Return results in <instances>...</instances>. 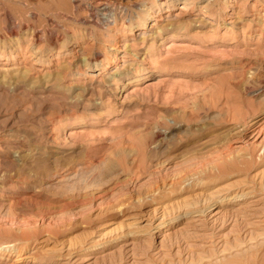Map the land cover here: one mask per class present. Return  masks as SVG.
Segmentation results:
<instances>
[{
    "label": "rangeland",
    "instance_id": "rangeland-1",
    "mask_svg": "<svg viewBox=\"0 0 264 264\" xmlns=\"http://www.w3.org/2000/svg\"><path fill=\"white\" fill-rule=\"evenodd\" d=\"M185 1L0 0V51L10 33L23 38L0 74L14 65L38 79L65 66L57 83L73 105L131 62L151 75L111 89L88 120L66 118L63 98L32 104L6 91L0 189L23 187L29 210L0 194V264H264V0H194L184 12ZM175 23L179 38L140 53L152 24ZM55 34L66 42L42 66L30 51H49ZM48 116L53 158L3 154L6 138L30 139Z\"/></svg>",
    "mask_w": 264,
    "mask_h": 264
},
{
    "label": "bare ground",
    "instance_id": "bare-ground-1",
    "mask_svg": "<svg viewBox=\"0 0 264 264\" xmlns=\"http://www.w3.org/2000/svg\"><path fill=\"white\" fill-rule=\"evenodd\" d=\"M193 1L194 0H186L185 4L181 6V10L184 11V12L189 11L187 7H189L190 5H194ZM169 2H165L164 3L162 1L161 4L159 5V10L162 11L163 8H165V6L167 4H169ZM101 6L103 7V10H101V11H103L105 14H108L110 6L108 4H106V3L105 4H101ZM168 8H170V7L168 6ZM152 9H153L152 7H151L150 10L146 9L145 12H147V13L149 12L150 19L153 21L156 18L155 17L156 13L155 12H151ZM203 10H210V4H208L207 6H204ZM177 16H180V15H177ZM182 16H184V15H182ZM179 18H181V17H179ZM192 23H194V22H192ZM179 24H182V23H179ZM187 25H189V24H187ZM143 26H145V24H143ZM202 26H205V25H202ZM177 27H178L177 23L171 24V25H168V26H165V27L152 24L151 30H154V33H153V35L152 34H143L142 35L141 39H142L143 45L145 46V49H144V52L141 51L140 53H142L143 55L144 54L147 55L149 53L151 54V52L156 47V45L161 40H163V39H165L167 37L168 38L170 37L172 40L179 38L178 36H180V35H178L179 33H177V31H176ZM189 27H190V25H189ZM138 28L143 30V28H141L139 26H138ZM32 30H33V32H32V36H33L34 35V29L32 28ZM24 31L26 32L25 33L26 35H28L29 32H30V30L27 29V27L26 28H22L21 27V34ZM132 31H134V30H132ZM137 31H139V30L137 29ZM16 33H17V31L15 33H10L8 35V39L10 40V51L8 53L4 52L7 49H4L3 52L0 51V60H8V61L9 60H11V61L13 60L12 62H14V60H16V57H18L19 54H21L20 47H21L23 38H22L21 35L16 34ZM59 35H61V34L53 35L52 38L50 39V41H48V43L51 45V49L49 51L48 50L47 51L43 50L42 49L43 46L41 45V47L38 50L32 49L30 51L31 57L33 56L38 61V63L42 64V66H47V64L50 62L51 57L53 56V55H51L52 50H54L60 44L61 41L66 42V36H65V38H64V36H63V38H60ZM35 37H36V34L33 36V38H35ZM31 41H33V40H31ZM35 41H36V39H35ZM35 41H33V43H35ZM33 43H31V44H33ZM171 44L172 45L168 48V50H170L171 48H173V46L176 45L175 42H171ZM174 48H176V47H174ZM58 56H60V52L58 53ZM139 56H140V54H139ZM98 62L99 61L97 60L96 63H98ZM89 64L90 63H88L85 66L86 67H90L91 64L90 65ZM133 66H135V67H133ZM126 68H127V70H125V71H122V72L117 73V74H111L112 76H115V77L110 78L111 80L108 81V87L104 86L105 89L103 90V88H102L100 90L101 92L98 90L100 92V93H98V95L96 94L95 90L93 89L94 87L93 88H91V87L89 88L88 87L87 89L83 90L82 95H81L82 98L80 100H78L77 103H75L73 105L71 103V101H70L69 93L65 92V89H62V87L59 85V83H60L59 81H61V79H62L61 69H62V71L65 70L66 69L65 66H63L60 69V73L58 72L56 74H53V73L52 74H47V75L42 76V77H40L38 79H36V78L33 79V78H31V73H29L28 71L20 69L19 67L13 65V67L4 68V70H2V72H1L2 74H0V101L2 102V99L6 95V91H10V90L13 92V93H11V95L14 94L15 96H17V98L14 96V99H19L20 100L21 96H23V98H25L27 96L32 104H45L47 99L53 98V97H56V98L58 97L57 99L63 98V100L65 102L64 103V107L62 108V110L64 109V111L62 113L58 109L60 111V112L58 111L59 112L58 116L62 113L65 116H67L66 118H68L69 120H77V119L80 120L82 118L88 120L92 116L100 117L101 113L104 110L107 109V105H106L107 101L105 102V100L109 101V98H108L107 95L110 93L111 89L113 90L115 88L114 91H116L117 87L119 85L127 87V86H130L132 84H137V83H140V82L142 83V81L146 80L147 78H149L151 76V75L149 76L150 72L144 71L141 68L140 65H135L133 62L128 64L126 66ZM95 69L96 70H94V72L98 71L97 70L98 69V65H96ZM69 71H70V69H69ZM66 72H68V71H66ZM57 82H59V83H57ZM160 82H164V81H160ZM106 84H107V82H106ZM42 85H44L45 87L43 88ZM100 85L101 84H99V86ZM97 87H96V90L98 89ZM7 93H9V92H7ZM97 96L99 98L98 100H100L99 103H96L98 101H95ZM12 97H13V95H12ZM14 99L12 98V100H14ZM4 100H5V98H4ZM11 103H13V101ZM52 108H53V106H52ZM45 109H48V107H46V105H45ZM43 112H45V110ZM49 115L51 117V113H49ZM52 115H53V113H52ZM48 118H49V116L47 118H44V119L41 120V122H43L42 124L44 125L43 128L41 129V127H39L40 129L35 130V131L33 130L34 132L30 135V137H31L30 139L26 138V140H25V138H20L21 136L20 137H14V138H10V137L6 138L4 142H7L10 146L3 148V150L5 149L3 154H13L16 158L19 159V157L21 158L22 155L25 156V154H27V153L30 154L31 153L30 155H32V159H33V162H31L32 164L35 163V162L38 163L41 160L45 159L46 158L45 155H49L50 157L48 156V158H53L52 157L53 154H57V153L56 152H52L50 150L47 151L43 147V146H47L52 141L54 142V140H55L53 135H51L52 131H49V126L53 122V120L51 122V121H49L50 119H48ZM63 119H64V117H63ZM65 121H67V120H65ZM1 142H3V141L1 140ZM30 144L32 146H29ZM11 146H13V147H11ZM29 147H32V149H30ZM27 156H29V155H27ZM249 163H251V162H249ZM8 172L9 171L5 170V173H8ZM0 177H1L0 180H2L4 184H8V182H10L8 176H5V174H2ZM0 190H1L0 194H2L1 198H7V199L11 200V202H12L11 207L13 208L14 211L21 212V214L23 213L22 215H24L25 212H28L27 210H29V207H27L28 204L27 205L25 204V198L26 197L24 195L26 191H25V189L23 187H19V188L18 187L17 188L14 187V188L8 189V190H3V189H0ZM219 191H218V194H219ZM211 194L212 195H218L216 191H213ZM213 197H215V196H213ZM197 198L202 199L200 197H197ZM207 198H209L210 200L213 199L212 197H209V196ZM204 200H206V199H204ZM200 203H202V202H200ZM204 204L205 203H203V205ZM184 205L183 206L179 205V208L180 207H182V208L185 207V208L188 209L189 206L190 207H193V206L196 207L195 203L194 204H190L189 203V204H184ZM197 208H198V206H197ZM188 211H189V209H188ZM197 211H198V209H197ZM30 231H32V230H30ZM23 233H25V232H22V234ZM25 234H23V235H25ZM25 240H28V238H26ZM29 243H30V241H29ZM25 245H27V244H25Z\"/></svg>",
    "mask_w": 264,
    "mask_h": 264
}]
</instances>
